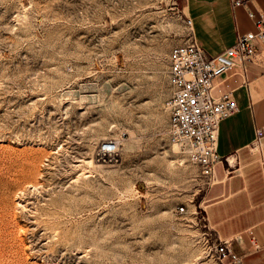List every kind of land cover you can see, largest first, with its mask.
Wrapping results in <instances>:
<instances>
[{
    "label": "rangeland",
    "instance_id": "rangeland-1",
    "mask_svg": "<svg viewBox=\"0 0 264 264\" xmlns=\"http://www.w3.org/2000/svg\"><path fill=\"white\" fill-rule=\"evenodd\" d=\"M184 1L0 0V264H207L212 184L164 107Z\"/></svg>",
    "mask_w": 264,
    "mask_h": 264
},
{
    "label": "crops",
    "instance_id": "crops-1",
    "mask_svg": "<svg viewBox=\"0 0 264 264\" xmlns=\"http://www.w3.org/2000/svg\"><path fill=\"white\" fill-rule=\"evenodd\" d=\"M185 0L191 36L208 53L216 54L233 44L236 34L255 29L247 8L264 14V0ZM233 88L238 111L219 125L217 182L205 204L206 219L221 237L233 239L243 264H264V51L261 60L217 77L213 91ZM263 131L262 145L252 149L256 130ZM258 242L252 248L250 239Z\"/></svg>",
    "mask_w": 264,
    "mask_h": 264
},
{
    "label": "built area",
    "instance_id": "built-area-1",
    "mask_svg": "<svg viewBox=\"0 0 264 264\" xmlns=\"http://www.w3.org/2000/svg\"><path fill=\"white\" fill-rule=\"evenodd\" d=\"M234 6L246 5L245 0H232ZM255 29L238 32L232 45L216 54H208L190 36L184 43L173 46L168 54L167 80L169 94L164 102L168 113V135L197 164L208 184L217 182L216 166L223 157L217 152L220 122L238 111L233 88L214 92L217 77L239 68L244 76L248 64L261 60L264 51V14L247 8ZM262 129L256 130L252 149L262 145ZM111 151V141L102 143V150ZM178 210L185 211L180 205ZM252 248L258 242L250 239ZM207 264H243L242 255L233 247V239L218 234L204 250Z\"/></svg>",
    "mask_w": 264,
    "mask_h": 264
},
{
    "label": "bare ground",
    "instance_id": "bare-ground-1",
    "mask_svg": "<svg viewBox=\"0 0 264 264\" xmlns=\"http://www.w3.org/2000/svg\"><path fill=\"white\" fill-rule=\"evenodd\" d=\"M107 152L108 151L103 149L99 154H100V156H102L104 158L106 156ZM30 165H31V162L29 161V159L27 157L18 156L17 158H14L13 160H11L10 163H8L6 169L12 175L17 176V175H21V174H24V173L32 170V165L31 166Z\"/></svg>",
    "mask_w": 264,
    "mask_h": 264
}]
</instances>
